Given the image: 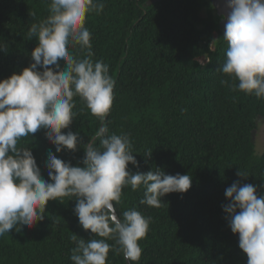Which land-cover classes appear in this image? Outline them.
<instances>
[{"label":"trees","instance_id":"1","mask_svg":"<svg viewBox=\"0 0 264 264\" xmlns=\"http://www.w3.org/2000/svg\"><path fill=\"white\" fill-rule=\"evenodd\" d=\"M148 1L102 0L103 11L86 21L93 59L108 64L116 82L107 126L110 133L129 134L139 165L129 164L132 172L160 168L169 175L188 174L192 185L184 193L166 194L160 208L139 203L142 187H125L117 214L122 217L135 206L152 217L136 264H247L221 206L227 203L225 189L236 181L264 194V153L256 155L254 143L264 98L221 85L228 77L217 68L225 61L227 43L209 0H161L147 6ZM49 3L0 0V79L32 62L37 41L29 39L28 29L48 16ZM72 51L84 54L79 46ZM74 101L77 115L62 131L78 132L86 143L99 121L80 97ZM18 146L32 150L46 180L49 151L73 166L84 156L83 145L56 153L43 131L35 139L22 138ZM238 170L249 177L241 179ZM68 199L50 200L45 219L34 227L0 236V264H73L71 236L97 237L80 226L75 200ZM106 264H125L123 254L110 251Z\"/></svg>","mask_w":264,"mask_h":264},{"label":"clouds","instance_id":"2","mask_svg":"<svg viewBox=\"0 0 264 264\" xmlns=\"http://www.w3.org/2000/svg\"><path fill=\"white\" fill-rule=\"evenodd\" d=\"M103 8L102 0H50L48 16L28 29L29 39L37 41L32 62L0 79V236L43 221L50 200L74 199L80 226L97 238L71 236L73 264H106L110 251L122 253L125 264H136L143 251L139 241L147 236L152 217L135 206L118 215L123 189L142 187L139 203L160 208L166 194L189 190L192 177L169 175L160 168L132 172L128 165H139L129 134L109 132L106 117L116 82L109 65L93 59L92 34L86 27L88 16ZM223 10L227 49L217 70L228 79L220 83L233 92L264 98V0H223ZM77 46L82 57L72 51ZM77 96L100 125L86 143H81L78 132L62 131L77 115L73 111ZM40 131L56 153L75 152L83 145L79 164L73 166L49 151L48 179L42 178L32 150L18 146L22 138L35 139ZM236 175L249 177L240 170ZM224 196L227 203L221 207L227 226L238 236L247 264H264V194H258L253 184L236 181Z\"/></svg>","mask_w":264,"mask_h":264},{"label":"rangeland","instance_id":"3","mask_svg":"<svg viewBox=\"0 0 264 264\" xmlns=\"http://www.w3.org/2000/svg\"><path fill=\"white\" fill-rule=\"evenodd\" d=\"M201 64L206 61L203 58L199 59ZM254 143H255V154L261 155L264 153V119L259 120L257 125V130L254 133Z\"/></svg>","mask_w":264,"mask_h":264},{"label":"water","instance_id":"4","mask_svg":"<svg viewBox=\"0 0 264 264\" xmlns=\"http://www.w3.org/2000/svg\"><path fill=\"white\" fill-rule=\"evenodd\" d=\"M161 0H150L147 2V6L153 4V3H157ZM209 2L211 3L212 7L214 8V11L216 13L217 16L221 17V20L219 22V28L220 30L223 32L224 31V23L225 20L223 19V0H209Z\"/></svg>","mask_w":264,"mask_h":264}]
</instances>
